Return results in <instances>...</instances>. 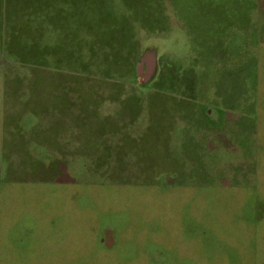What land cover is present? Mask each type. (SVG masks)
<instances>
[{"label":"rangeland","instance_id":"obj_1","mask_svg":"<svg viewBox=\"0 0 264 264\" xmlns=\"http://www.w3.org/2000/svg\"><path fill=\"white\" fill-rule=\"evenodd\" d=\"M13 1L23 61L2 64L7 82L84 87L85 105L70 119L24 101L20 123L0 120V264H264V132L251 174L158 167L142 88L157 82L159 0ZM260 87L264 122V46Z\"/></svg>","mask_w":264,"mask_h":264},{"label":"crops","instance_id":"obj_2","mask_svg":"<svg viewBox=\"0 0 264 264\" xmlns=\"http://www.w3.org/2000/svg\"><path fill=\"white\" fill-rule=\"evenodd\" d=\"M8 1L0 0V120L20 123L24 101L45 106L41 117H53L50 107L57 106L72 119L76 107L85 105L84 87L23 89L7 82L2 64L7 58L23 61L17 52L23 35ZM19 4L13 1L15 9ZM261 14V0H159L157 82L142 90L156 96L158 167L165 174L252 173L247 160L262 149L264 132ZM45 49L35 50L40 64ZM80 126L73 123L78 134ZM232 158L242 162L229 164Z\"/></svg>","mask_w":264,"mask_h":264}]
</instances>
